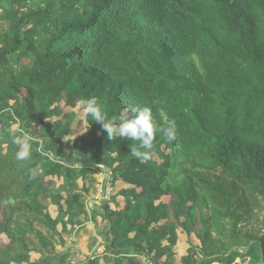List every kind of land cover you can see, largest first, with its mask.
<instances>
[{
  "label": "trees",
  "instance_id": "obj_1",
  "mask_svg": "<svg viewBox=\"0 0 264 264\" xmlns=\"http://www.w3.org/2000/svg\"><path fill=\"white\" fill-rule=\"evenodd\" d=\"M0 23V264H65L62 221L82 224L96 171L101 242L73 264H166L181 235L179 264H264V0H0ZM91 97L109 119L147 106L177 139L157 133L141 162L84 113Z\"/></svg>",
  "mask_w": 264,
  "mask_h": 264
},
{
  "label": "clouds",
  "instance_id": "obj_2",
  "mask_svg": "<svg viewBox=\"0 0 264 264\" xmlns=\"http://www.w3.org/2000/svg\"><path fill=\"white\" fill-rule=\"evenodd\" d=\"M85 114L92 117L95 122L102 126V130L107 133V139L113 141L117 138L137 142L135 147H131V155L141 162L152 159L154 140L156 134L160 133L168 142L177 139V128L175 121H169L166 127L157 125L149 107L134 108L131 111L124 109L118 116L110 119L103 111L97 98L91 97L81 102ZM12 143L19 146L16 159L26 161L31 158L32 144L27 133H12ZM38 169L32 170L31 177L34 179ZM8 203L14 204L10 198Z\"/></svg>",
  "mask_w": 264,
  "mask_h": 264
},
{
  "label": "rangeland",
  "instance_id": "obj_3",
  "mask_svg": "<svg viewBox=\"0 0 264 264\" xmlns=\"http://www.w3.org/2000/svg\"><path fill=\"white\" fill-rule=\"evenodd\" d=\"M1 25H3V26H1ZM5 26H6V23H0V33H1V30L3 29V27L5 28ZM74 110L77 111V118H76V121H74L72 127H73L75 133H78L80 131L84 132V128L77 122L79 120L80 121L83 120L82 115L79 113L82 109H79V106H76L74 108ZM73 139H74V133L71 131V132L67 133L65 136H63V138L60 140V143L63 145L65 143H72ZM94 145H95V142L89 140V142H87V144L85 146V149L89 150ZM158 161H160V160H158ZM110 162H111V157L108 155L96 158V161H95V163H97L99 165H109ZM92 177L95 178V182L94 183H85L83 185V191L87 192L88 189L90 190L95 185L97 190L94 191L95 194L93 196H91V197H93V200H94V202H91V203L96 205L97 203H100L102 201V199H106L105 195L108 196V192L111 190V188H110L108 182H106L105 175L102 172L96 171ZM96 184H97V186H96ZM104 185L107 186L106 190H104ZM89 200H90L89 198L85 199V201H88V202H89ZM88 210L89 209H87L86 212H89ZM67 223H69V225L67 226V228H65ZM64 224H65L64 230L62 232H60L61 233L60 235H62L63 238L65 239L66 245L69 247L68 249H72L74 246H78L79 249L81 247H83L84 244H82V242H77L78 239H80L79 236L77 235V237L75 238L71 233V230L74 231V229H73V227L71 228L72 223L69 222V218H68V220H67V217L64 219ZM93 229H94V226H93ZM98 243H99V240H98V238L95 237L94 238V244H93L94 248H92V250L96 249L95 247L98 245ZM162 243H163V246L161 248H159L157 253H156L157 259H159L160 262H163V261L165 262V260H167L166 264H179L178 258L180 255H182L184 253V250L186 247V244H185L186 243V236L181 235V238L178 240L177 244L172 246V247L167 246L166 241H163ZM66 245H65V247H66ZM64 255H65V257L69 256L68 253H64ZM103 257L106 258V256H103ZM81 258L84 259V256H81ZM103 260L105 261L106 259H103ZM144 263L149 264L150 262L144 261ZM151 264H153V263L151 262ZM233 264H239L238 260H236Z\"/></svg>",
  "mask_w": 264,
  "mask_h": 264
},
{
  "label": "crops",
  "instance_id": "obj_4",
  "mask_svg": "<svg viewBox=\"0 0 264 264\" xmlns=\"http://www.w3.org/2000/svg\"><path fill=\"white\" fill-rule=\"evenodd\" d=\"M96 186H97V184H96ZM91 190H94V191H96L97 190V188L95 187V185L89 190L88 189V191L87 192H89V191H91ZM95 194V192L93 193V195ZM90 200H89V202L88 201H85V203L87 204V207L82 211V214L78 217V220L79 221H81L82 222V224L80 225V224H78V223H75L73 220H71L69 217H67V216H65L64 217V219L67 217V220H68V218H69V222H71L72 223V226H71V228L73 227V229H74V231H72L71 230V233H72V235L76 238L77 237V235L79 236V238L80 239H78V241L77 242H82V244H84L83 245V249H84V246H87V245H89L90 247H91V250H90V252H92L93 250H92V248H94L93 247V244H94V238L96 237V238H98V240H99V243L101 242V239L96 235V233H95V229H93V226H94V224L90 221V220H88L89 219V217H90V207L92 206V205H94L93 203H91V202H94V200H93V197H91V198H89ZM121 200H122V198H120ZM98 204V203H97ZM95 206V205H94ZM87 209H89L88 211L89 212H86V210ZM64 219H63V221H62V226H61V232L64 230V227H65V224H64ZM86 219V220H85ZM91 224V225H90ZM69 225V223H67L66 224V227L65 228H67V226ZM61 234V233H60ZM62 236V235H61ZM99 243H98V245H99ZM97 245V246H98ZM96 246V247H97ZM95 247V248H96ZM69 247L66 245V247H65V253H68L69 254V256H66L65 257V255H63L62 256V258L64 259V261H65V264H73L74 262H75V254H77L78 252H74V250L75 251H77L76 249H78V246H74L72 249H68ZM68 249V250H67ZM85 250V249H84Z\"/></svg>",
  "mask_w": 264,
  "mask_h": 264
},
{
  "label": "built area",
  "instance_id": "obj_5",
  "mask_svg": "<svg viewBox=\"0 0 264 264\" xmlns=\"http://www.w3.org/2000/svg\"><path fill=\"white\" fill-rule=\"evenodd\" d=\"M106 196V199L108 198V196L107 195H105ZM149 264H151V263H149Z\"/></svg>",
  "mask_w": 264,
  "mask_h": 264
}]
</instances>
